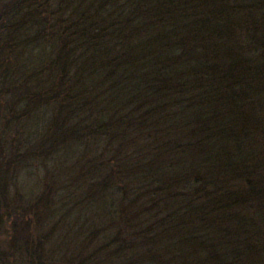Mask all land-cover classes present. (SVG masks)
<instances>
[{
    "label": "trees",
    "instance_id": "obj_1",
    "mask_svg": "<svg viewBox=\"0 0 264 264\" xmlns=\"http://www.w3.org/2000/svg\"><path fill=\"white\" fill-rule=\"evenodd\" d=\"M262 12L264 0L0 6V147L16 151L3 156L0 171L24 156L46 160L58 142L89 137L100 148L83 159L94 179L79 201L100 197L91 201L94 241L89 236L56 264H263ZM29 73L33 93L25 95L13 85ZM6 91L12 97L3 101ZM21 103L38 114L53 110L32 154L20 152L25 145L16 138ZM9 138L12 146L4 147ZM4 198L11 228L28 227L37 204L27 211ZM254 202L257 223L243 214ZM34 237L15 242L43 264L44 240Z\"/></svg>",
    "mask_w": 264,
    "mask_h": 264
},
{
    "label": "rangeland",
    "instance_id": "obj_2",
    "mask_svg": "<svg viewBox=\"0 0 264 264\" xmlns=\"http://www.w3.org/2000/svg\"><path fill=\"white\" fill-rule=\"evenodd\" d=\"M9 1L0 0V6L6 5ZM257 16L259 22L264 23V13L262 12V14ZM16 21L17 16L14 15L10 20V24L13 25ZM242 44L244 45L243 41ZM21 52L24 59L30 58L31 49L24 48ZM33 52L32 55L35 54V51ZM27 62L30 61L27 60ZM31 65H33L32 62ZM32 82L33 78L29 73L19 82V85L17 83L13 85V88L19 91L25 90L24 94L29 95L33 93L34 84ZM4 96L3 101L5 98L7 100L12 97V94L10 91H6ZM38 111L39 114L27 103H21L18 106L20 120L18 125L19 133L16 138L20 144L25 145V147L21 146L20 152L25 151L26 148L28 149L26 150L27 153L32 154L34 152V145L32 146L33 143L31 142L36 139L39 133L41 134L50 127L49 123L53 116L52 106H45ZM11 132L13 133V131ZM91 140L89 137H83L79 142L67 141L55 143L57 149H52L51 154L45 157L47 158L46 160L43 158L37 160L33 157L24 156L13 166H10V168L0 171V174L5 175L4 177H0V186L8 187L11 192L10 194L3 190L0 191V264H38L36 255L34 253H27L25 249H20L21 245L18 243L19 241L25 245L28 234L33 242H35L34 238L37 239V242L39 241L38 238L34 237L35 235L43 238L44 242L41 246L42 253H45L43 264H56L64 253L69 254L72 249L81 246L83 240H87L89 236L88 243L89 245L92 244L94 241L92 234L95 231L93 223L98 219L96 211L95 217H92V209H95V206L94 203H91L92 200L85 204L79 202L85 197L84 195L80 196V193L83 191V184L91 182L94 179V172L87 173L86 166L84 170L87 177L79 178V175L84 171L83 165H85V161L83 159L89 158V156H97V149H100ZM84 141H88L89 143L86 144ZM5 143H3V146L10 148L13 140L9 138ZM10 152H12L14 158L16 155L15 150L0 147V162L3 156H8ZM4 178L7 179L4 181ZM95 189L92 191H95ZM5 194L8 196L4 198ZM103 196L101 197L102 200ZM2 197L4 199L13 197L20 204L23 202L22 209H26L27 207L25 206L30 205V202L37 204L38 210H35L36 220L34 219L30 222L28 227L23 225L20 227V224L16 226L11 223L13 226L11 228V219L7 215L8 209ZM97 198L99 201L100 197ZM97 198H94L93 201L96 202L95 199ZM106 202V207H110V202ZM251 207L252 209L248 208L243 214H245L247 219L257 223L260 221L258 218L259 205L254 202ZM26 210L29 211L28 209ZM114 213L117 214L116 212ZM116 220L118 223L119 218L117 217ZM84 225L85 227L80 232V229ZM16 227H20L18 230L19 234L15 231ZM15 238L18 241L15 242ZM257 261L264 264V253H258Z\"/></svg>",
    "mask_w": 264,
    "mask_h": 264
}]
</instances>
